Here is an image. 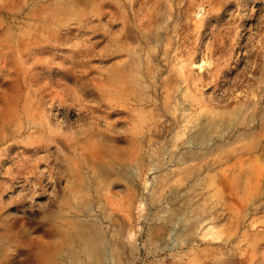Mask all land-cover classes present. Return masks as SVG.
<instances>
[{"label": "rangeland", "instance_id": "374dc122", "mask_svg": "<svg viewBox=\"0 0 264 264\" xmlns=\"http://www.w3.org/2000/svg\"><path fill=\"white\" fill-rule=\"evenodd\" d=\"M0 238L264 264V0H0Z\"/></svg>", "mask_w": 264, "mask_h": 264}, {"label": "bare ground", "instance_id": "6f19581e", "mask_svg": "<svg viewBox=\"0 0 264 264\" xmlns=\"http://www.w3.org/2000/svg\"><path fill=\"white\" fill-rule=\"evenodd\" d=\"M82 1V0H79ZM9 227H13V226H9ZM45 233L50 234V235H55V231L51 229V227L49 225H43L42 228ZM53 238V237H52ZM45 244H41L38 247V257L40 256V262L38 264H55V260L52 256V253H49L48 248H44ZM10 255L8 254V249L6 247V243L5 240L0 238V264H2V261L5 260L7 257H9ZM2 260V261H1Z\"/></svg>", "mask_w": 264, "mask_h": 264}]
</instances>
